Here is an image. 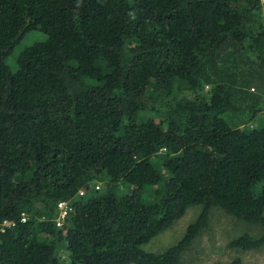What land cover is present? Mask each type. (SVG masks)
Segmentation results:
<instances>
[{"label": "trees", "instance_id": "trees-1", "mask_svg": "<svg viewBox=\"0 0 264 264\" xmlns=\"http://www.w3.org/2000/svg\"><path fill=\"white\" fill-rule=\"evenodd\" d=\"M260 8L0 0V264H64L61 244L68 264H181L212 207L260 228L228 246L264 248V124L224 116L264 111ZM195 205L175 244L141 247Z\"/></svg>", "mask_w": 264, "mask_h": 264}, {"label": "rangeland", "instance_id": "rangeland-1", "mask_svg": "<svg viewBox=\"0 0 264 264\" xmlns=\"http://www.w3.org/2000/svg\"><path fill=\"white\" fill-rule=\"evenodd\" d=\"M259 17L264 22V0H261V8L258 11ZM39 38V35H29L28 39ZM154 91V88L149 90ZM237 99V98H236ZM249 100H245L243 106ZM143 116L142 121L153 117L156 121L162 120L163 115H155L147 110L140 113ZM224 116L233 124L239 127H259L264 124V111L253 114L251 110H246L242 113H225ZM91 190L101 191L104 185L101 181H94ZM121 189H126L122 188ZM127 188L126 191H129ZM81 191V190H80ZM83 191V190H82ZM80 194V193H79ZM83 194V193H82ZM200 211V206L195 205L189 207L185 214L175 221L170 227L155 236L150 242L141 245V247L149 252H162L166 248L175 244L184 234L187 225L192 222ZM29 214V212H27ZM26 218V214H24ZM35 218L41 219L39 215H33ZM68 217V216H67ZM8 226L9 223H3ZM259 226L255 224H247L236 219L233 215L225 212L219 207H212L209 212V220L206 228L201 230V233L192 241L191 245L181 254V264H224L239 256L241 264H264V248L259 250L240 251L236 248L228 246V242L242 234L249 232L257 235ZM57 255L64 264H68L67 250L65 244H61L57 248Z\"/></svg>", "mask_w": 264, "mask_h": 264}, {"label": "built area", "instance_id": "built-area-1", "mask_svg": "<svg viewBox=\"0 0 264 264\" xmlns=\"http://www.w3.org/2000/svg\"><path fill=\"white\" fill-rule=\"evenodd\" d=\"M80 194L83 193V191H79ZM57 209V215L54 218L55 223L57 226H61L65 219L67 218L69 212L72 210L71 204L69 200H61L60 202L57 203L56 206ZM24 215V214H23ZM22 215V216H23ZM25 220V216H23L22 221ZM7 221H5L4 223H6ZM9 223V225L11 224V222H7V224Z\"/></svg>", "mask_w": 264, "mask_h": 264}, {"label": "clouds", "instance_id": "clouds-1", "mask_svg": "<svg viewBox=\"0 0 264 264\" xmlns=\"http://www.w3.org/2000/svg\"><path fill=\"white\" fill-rule=\"evenodd\" d=\"M56 206H57V204H56Z\"/></svg>", "mask_w": 264, "mask_h": 264}]
</instances>
